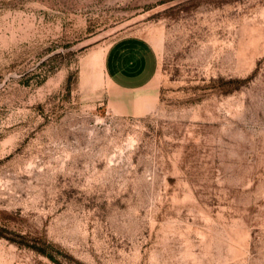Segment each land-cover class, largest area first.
<instances>
[{"label": "rangeland", "instance_id": "rangeland-1", "mask_svg": "<svg viewBox=\"0 0 264 264\" xmlns=\"http://www.w3.org/2000/svg\"><path fill=\"white\" fill-rule=\"evenodd\" d=\"M131 34L158 66L120 116ZM0 264H264V0H0Z\"/></svg>", "mask_w": 264, "mask_h": 264}, {"label": "crops", "instance_id": "crops-1", "mask_svg": "<svg viewBox=\"0 0 264 264\" xmlns=\"http://www.w3.org/2000/svg\"><path fill=\"white\" fill-rule=\"evenodd\" d=\"M157 55L150 43L125 35L105 49L101 68L106 79L107 103L120 116L142 114L148 108L144 94L157 71Z\"/></svg>", "mask_w": 264, "mask_h": 264}]
</instances>
